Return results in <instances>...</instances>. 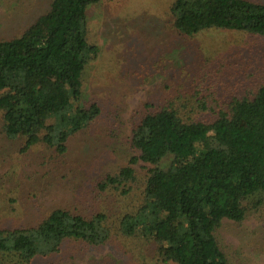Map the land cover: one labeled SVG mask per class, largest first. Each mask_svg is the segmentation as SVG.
Wrapping results in <instances>:
<instances>
[{"label":"trees","instance_id":"1","mask_svg":"<svg viewBox=\"0 0 264 264\" xmlns=\"http://www.w3.org/2000/svg\"><path fill=\"white\" fill-rule=\"evenodd\" d=\"M99 1L51 0L19 36L0 40L1 130L23 141L21 151L43 145L64 156L70 138L96 121L98 103L79 102L85 65L97 51L87 42L86 12ZM170 22L182 36L214 29L264 38V2L173 0ZM246 69L247 80L225 65L219 84L200 75L157 105L143 104L129 138L135 154L98 185L127 199L133 166L143 163L139 202L112 224L104 212L56 208L35 225H0V264H30L67 239L102 245L114 228L150 245L159 264H228L216 238L223 220L264 215V64Z\"/></svg>","mask_w":264,"mask_h":264},{"label":"rangeland","instance_id":"2","mask_svg":"<svg viewBox=\"0 0 264 264\" xmlns=\"http://www.w3.org/2000/svg\"><path fill=\"white\" fill-rule=\"evenodd\" d=\"M172 1L101 0L89 6L86 37L97 51L85 65L79 104L96 102L100 113L89 128L70 138L66 155L43 145L21 151L23 141L5 137L0 118L2 227L35 225L56 208L83 216L104 212L112 224L133 199L139 202L143 163L133 166L136 181L127 199L98 185L135 154L129 138L143 104L157 105L164 94L181 89L185 81L194 84L200 75L214 77L217 84L225 65L247 80V67L256 72L255 67L264 64L261 36L214 29L194 37L179 35L170 22ZM50 3L0 0V40L19 36L48 11ZM216 238L228 264H264V215L249 214L239 223L223 220ZM30 264H159V260L150 245L114 228L105 244L67 239L58 252L37 256Z\"/></svg>","mask_w":264,"mask_h":264}]
</instances>
